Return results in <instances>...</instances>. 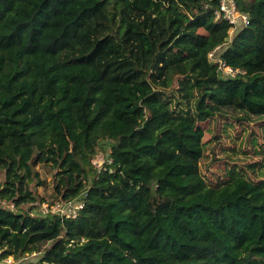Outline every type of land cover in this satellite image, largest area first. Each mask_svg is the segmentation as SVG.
Here are the masks:
<instances>
[{
    "label": "trees",
    "instance_id": "obj_1",
    "mask_svg": "<svg viewBox=\"0 0 264 264\" xmlns=\"http://www.w3.org/2000/svg\"><path fill=\"white\" fill-rule=\"evenodd\" d=\"M219 4L0 0L2 257L264 264V184L200 171L199 123L264 119V0H237L250 22L232 36ZM217 46L241 72L210 60ZM51 183V203H84L76 216L36 210Z\"/></svg>",
    "mask_w": 264,
    "mask_h": 264
},
{
    "label": "rangeland",
    "instance_id": "obj_2",
    "mask_svg": "<svg viewBox=\"0 0 264 264\" xmlns=\"http://www.w3.org/2000/svg\"><path fill=\"white\" fill-rule=\"evenodd\" d=\"M172 86H178L177 75ZM197 128L205 130L200 171L209 185L221 186L237 176H244L253 182L264 184V119L238 120L230 114H217L199 123ZM103 154V152L97 153L93 159L95 166L104 164L106 158ZM39 169L42 178L52 180L51 171L46 166H40ZM38 190L45 195L46 200L41 202L36 210L45 214L51 204L57 203V201L51 203L53 185L52 183L47 187L41 185ZM58 203L62 205L64 202L58 201ZM3 204L7 203L3 201ZM9 206L13 207L14 204L11 203ZM37 256H39L37 253L26 254L21 259H14L12 263L7 264H29Z\"/></svg>",
    "mask_w": 264,
    "mask_h": 264
},
{
    "label": "built area",
    "instance_id": "obj_3",
    "mask_svg": "<svg viewBox=\"0 0 264 264\" xmlns=\"http://www.w3.org/2000/svg\"><path fill=\"white\" fill-rule=\"evenodd\" d=\"M217 17H223L227 19L232 27L230 29V35L234 33L238 26L247 25L250 22L249 14L242 12L237 4V0H220L218 9L215 11ZM231 35V36H232ZM221 46H217L215 49L209 52L208 56L212 62H214L220 70L226 76H235L242 70L240 68H235L230 66L224 61L223 58L218 56L217 52ZM84 206V203L71 204V202H64L60 205L58 202L53 204L48 211L59 212L61 214L69 216H76L77 211ZM47 211V212H48ZM14 258L12 256L2 257V249L0 248V264L12 263Z\"/></svg>",
    "mask_w": 264,
    "mask_h": 264
}]
</instances>
